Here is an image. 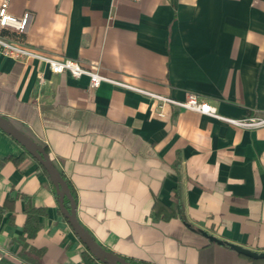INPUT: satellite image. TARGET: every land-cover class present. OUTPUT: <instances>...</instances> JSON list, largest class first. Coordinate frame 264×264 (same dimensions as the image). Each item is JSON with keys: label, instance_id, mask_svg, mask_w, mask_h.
I'll return each mask as SVG.
<instances>
[{"label": "crops", "instance_id": "0c3cea01", "mask_svg": "<svg viewBox=\"0 0 264 264\" xmlns=\"http://www.w3.org/2000/svg\"><path fill=\"white\" fill-rule=\"evenodd\" d=\"M9 2L33 13L34 50L178 100L196 93L225 117L264 116V0ZM89 83L0 52V114L47 147L95 239L148 264H264L230 247L264 252V126L169 105L161 118L145 94ZM29 205L46 209L34 237ZM86 250L37 159L0 130V264H86Z\"/></svg>", "mask_w": 264, "mask_h": 264}, {"label": "built area", "instance_id": "2783aa9c", "mask_svg": "<svg viewBox=\"0 0 264 264\" xmlns=\"http://www.w3.org/2000/svg\"><path fill=\"white\" fill-rule=\"evenodd\" d=\"M33 13L26 11L22 16H16L10 11L9 0L0 1V52L7 57L27 62L36 60L49 66L51 71L56 74L70 73L76 78L87 75L90 78L89 88H98L104 81L138 91L151 97L157 104V114L161 118H166L168 113L165 106H176L181 109L196 111L202 114L220 118L230 124L246 128H258L264 126L263 117H251L245 119H234L222 116L218 113L217 107L196 93H189L184 100L164 96L150 92L129 83L111 80L100 74L98 71L84 67L81 62L71 57L53 58L42 52L30 48L24 36L28 32Z\"/></svg>", "mask_w": 264, "mask_h": 264}, {"label": "water", "instance_id": "95a60500", "mask_svg": "<svg viewBox=\"0 0 264 264\" xmlns=\"http://www.w3.org/2000/svg\"><path fill=\"white\" fill-rule=\"evenodd\" d=\"M0 129L22 145L25 150L37 159V161L46 169L49 178L55 187L56 193L59 195L60 208L63 215L68 219L75 234L86 245L90 253L99 261L106 264H135L127 258L105 248V246L100 244L89 230L79 222L77 218V201L71 192L68 182L62 176L46 148L38 144L30 136L15 126L6 116L1 114ZM66 199L70 201V208H67L66 206ZM203 234L212 242H216L220 245L225 244L222 240H219L206 232H203ZM230 247L246 257L252 259H264V252L259 253L235 244H230Z\"/></svg>", "mask_w": 264, "mask_h": 264}, {"label": "trees", "instance_id": "16d2710c", "mask_svg": "<svg viewBox=\"0 0 264 264\" xmlns=\"http://www.w3.org/2000/svg\"><path fill=\"white\" fill-rule=\"evenodd\" d=\"M45 148L47 150V147H45ZM47 152H48V150H47ZM8 159H12L16 163H19V161H21L22 158L9 157ZM38 164H39L41 170L49 177L46 169L39 162H38ZM61 174L65 178V180L68 182V184L71 188V192L76 199V195H75L69 181L67 180V178L65 177V175L62 172H61ZM49 180H50V178H49ZM50 183H51V186L53 188V191L55 192V195L59 199V195L56 193L55 187H54L53 183L51 182V180H50ZM76 201H77V199H76ZM66 206H67V208H70V201L68 199H66ZM155 208H156V206H155ZM25 209L27 212V221L25 224L24 233L26 234L27 237H34L40 228L39 216L45 214L46 209L41 208V207L32 206V205L27 206ZM128 260H130L131 262H133L135 264H148V263H144V262H137L136 260H132L129 258H128ZM84 261L86 264H98V260L96 259V257L93 256V254H91L88 250H86L84 253Z\"/></svg>", "mask_w": 264, "mask_h": 264}]
</instances>
